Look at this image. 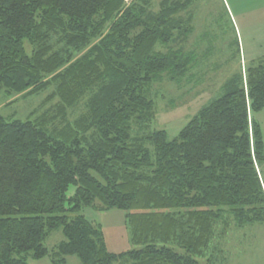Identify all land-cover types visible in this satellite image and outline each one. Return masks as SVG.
Segmentation results:
<instances>
[{
    "label": "trees",
    "instance_id": "1",
    "mask_svg": "<svg viewBox=\"0 0 264 264\" xmlns=\"http://www.w3.org/2000/svg\"><path fill=\"white\" fill-rule=\"evenodd\" d=\"M197 1L161 0L152 11L153 0H0V93L52 88L45 103L57 99L35 119L0 115V264H199L225 214L239 228L264 224L254 118L264 59L231 76L174 139L150 131L153 86L195 65L186 42ZM85 207L123 211L142 248L109 253L101 227L77 215ZM58 229L65 240L49 251Z\"/></svg>",
    "mask_w": 264,
    "mask_h": 264
},
{
    "label": "rangeland",
    "instance_id": "2",
    "mask_svg": "<svg viewBox=\"0 0 264 264\" xmlns=\"http://www.w3.org/2000/svg\"><path fill=\"white\" fill-rule=\"evenodd\" d=\"M160 1L153 0L152 11L158 10ZM247 6L252 12L243 16L236 12L232 0H198L192 5L189 12L194 15V30L186 42V47L187 50L194 52L195 65L180 81H164L153 86L151 98L155 103L156 117L150 131L161 130L166 132L169 140L174 139L203 107L223 94L222 87L231 76L241 72L244 74V68L252 65V62L245 61L244 49L248 57V46L257 48L264 31L258 28L260 23L258 13L253 12L252 6ZM237 39L240 43L239 49ZM51 44L54 49H61L53 37ZM84 53L78 54L75 59ZM256 63L253 62V65ZM51 93L52 88L29 97L23 95L7 97L0 93V115L18 121L35 119L57 103V99L45 103ZM84 110L85 101H82L68 112L67 122L77 118ZM254 118L261 128L264 143V108L255 114ZM62 126L63 124H59L56 128ZM260 171L264 176V164ZM74 190V187H70L66 195L72 196ZM66 215L69 220L76 216L72 213ZM77 215H82L89 222L101 227L109 253L122 254L142 248L131 242V231L123 211L118 209L99 211L93 207H85ZM223 221L215 227L214 238L205 255L202 258H195L199 264H237L238 241L244 244L242 248H245L243 257L245 264H264V224L239 228L228 214H225ZM64 240L61 229H58L45 240L44 246L51 251ZM175 250L183 253L180 249ZM226 250L228 260L225 258ZM65 259L66 264H80L76 256ZM26 263L52 264L50 256L41 260L28 256Z\"/></svg>",
    "mask_w": 264,
    "mask_h": 264
},
{
    "label": "crops",
    "instance_id": "3",
    "mask_svg": "<svg viewBox=\"0 0 264 264\" xmlns=\"http://www.w3.org/2000/svg\"><path fill=\"white\" fill-rule=\"evenodd\" d=\"M232 4L235 7L236 12L240 13L243 16H247L250 12H252L250 10V8H248L247 5L252 6L251 9H253V12L256 11L258 13V16H260L259 17L260 23L258 25L259 26L258 28H260L264 31V0H232ZM259 14H261V15H259ZM242 44H244L243 41H242ZM237 46L239 49L240 43H239L238 39H237ZM247 52H248V54H247L248 57H246V52L244 49L245 61H250V62H252V64H253V62H259L262 59H264V32L261 36V42H260L259 46L257 48H254L253 46L249 45Z\"/></svg>",
    "mask_w": 264,
    "mask_h": 264
},
{
    "label": "flooded vegetation",
    "instance_id": "4",
    "mask_svg": "<svg viewBox=\"0 0 264 264\" xmlns=\"http://www.w3.org/2000/svg\"><path fill=\"white\" fill-rule=\"evenodd\" d=\"M245 242V241H244ZM243 243H241L240 241H238L237 242V247H236V251H237V253H236V260H237V262H238V259H239V262L237 263V264H245L244 263V259H243V257L245 256V253H244V249L245 248H242L243 247ZM241 249H242V251H241ZM226 256H225V258H226V260H228V251L226 250ZM242 253V254H241ZM240 254H241V256H240Z\"/></svg>",
    "mask_w": 264,
    "mask_h": 264
}]
</instances>
